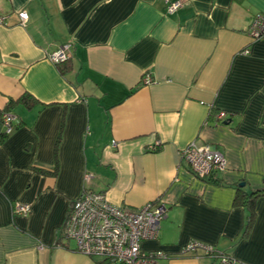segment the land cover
<instances>
[{"label": "crops", "instance_id": "0c3cea01", "mask_svg": "<svg viewBox=\"0 0 264 264\" xmlns=\"http://www.w3.org/2000/svg\"><path fill=\"white\" fill-rule=\"evenodd\" d=\"M165 1L0 0V133L3 112L18 119L0 142V264H108L62 237L84 192L128 210L160 201L158 237L141 245L167 256L157 264H217L180 254L192 242L264 264V197L249 230L233 205L237 188L264 189V36L247 34L264 0H178L171 15ZM65 44L68 63L52 64ZM192 142L225 169L195 177Z\"/></svg>", "mask_w": 264, "mask_h": 264}, {"label": "built area", "instance_id": "2783aa9c", "mask_svg": "<svg viewBox=\"0 0 264 264\" xmlns=\"http://www.w3.org/2000/svg\"><path fill=\"white\" fill-rule=\"evenodd\" d=\"M168 14L175 13L182 3L178 0H166ZM20 24L28 20L25 12L19 14ZM3 19L0 18V22ZM252 40L264 36V15L255 16L247 30ZM71 45L65 44L47 55L54 65H60L70 59ZM144 83H151L146 77ZM223 113L217 119L223 118ZM4 133L9 135L18 124L17 117L11 112L1 114ZM156 148H151L155 151ZM197 178H206L225 169L223 155L208 145L199 146L192 142L181 154ZM14 212L28 214L30 207L15 204ZM166 218V209L160 201L148 202L137 210H128L111 204L104 193L84 192L75 201L64 221L62 237L75 243V250L87 257L98 258L114 264H157L167 256L161 252L146 254L141 245L145 241L157 239L159 223ZM202 251L206 256H215L221 264H234L228 256H222L211 246L198 242L189 243L182 249V255Z\"/></svg>", "mask_w": 264, "mask_h": 264}, {"label": "trees", "instance_id": "16d2710c", "mask_svg": "<svg viewBox=\"0 0 264 264\" xmlns=\"http://www.w3.org/2000/svg\"><path fill=\"white\" fill-rule=\"evenodd\" d=\"M66 63H68V61L58 66L65 65ZM32 100L33 99L30 96L24 94L22 97L18 99V102H21L26 107H31ZM7 136L8 135H6L5 133H0V142H2ZM32 169L34 170V172L44 174V175L47 174V172L44 169H39L35 167H33ZM214 174H211L210 176H208V178L213 176ZM260 197H264V189L252 191V192H245L244 190L237 188L233 205L237 207L239 206L247 207L249 211V215L247 218L246 230H249V228L251 227L253 223V218L255 215V201L257 198H260ZM222 256H225V255H222ZM206 257L211 259L213 261L212 263L221 264L218 258H216L215 256L210 255ZM102 262H109V261L103 260Z\"/></svg>", "mask_w": 264, "mask_h": 264}, {"label": "rangeland", "instance_id": "374dc122", "mask_svg": "<svg viewBox=\"0 0 264 264\" xmlns=\"http://www.w3.org/2000/svg\"><path fill=\"white\" fill-rule=\"evenodd\" d=\"M108 264H114L113 262H109Z\"/></svg>", "mask_w": 264, "mask_h": 264}, {"label": "water", "instance_id": "95a60500", "mask_svg": "<svg viewBox=\"0 0 264 264\" xmlns=\"http://www.w3.org/2000/svg\"><path fill=\"white\" fill-rule=\"evenodd\" d=\"M241 186H243V185H241Z\"/></svg>", "mask_w": 264, "mask_h": 264}]
</instances>
